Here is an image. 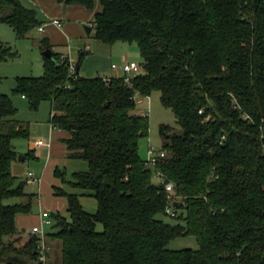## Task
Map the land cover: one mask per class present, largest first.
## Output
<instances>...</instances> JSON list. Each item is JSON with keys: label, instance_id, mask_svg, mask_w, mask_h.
<instances>
[{"label": "trees", "instance_id": "trees-1", "mask_svg": "<svg viewBox=\"0 0 264 264\" xmlns=\"http://www.w3.org/2000/svg\"><path fill=\"white\" fill-rule=\"evenodd\" d=\"M57 1L96 11L95 39L108 47L136 43L143 63L129 83L123 75L88 78L80 68L89 52L80 50L71 74L69 58L42 38L44 74L15 80L13 94L32 110L50 103V123L70 136L69 157L89 165L71 179L55 172L77 192L55 187L68 216L51 215L49 264H264V0ZM0 23L19 39L43 25L20 0H0ZM15 56L0 40V61ZM1 84L0 264H35L40 237L16 226L35 196L25 190L30 178L13 173L15 141H28L30 129ZM154 92L182 131L160 127L166 155L151 163L139 152L149 116L137 109ZM84 196L97 201L95 213L83 208ZM15 198L27 201L5 204ZM169 207L176 224L163 220ZM187 236L197 250L167 248Z\"/></svg>", "mask_w": 264, "mask_h": 264}, {"label": "rangeland", "instance_id": "rangeland-1", "mask_svg": "<svg viewBox=\"0 0 264 264\" xmlns=\"http://www.w3.org/2000/svg\"><path fill=\"white\" fill-rule=\"evenodd\" d=\"M26 7L33 8L38 12L39 19L43 18V13L40 7L33 5L29 0H20ZM44 37V32L38 31L35 29L31 31L26 38L19 39L16 37L13 29L3 23H0V40L12 48V51L16 53L17 56L8 59L6 61H0V78H2L1 84V92L4 94H8L12 97L13 102L18 110V118L29 124L30 126V137L33 130V126L40 123H48V114L50 110V104L48 102H44L40 105L38 110H32L29 106L27 100L22 99V97L13 94V88L15 87V80L17 77H41L44 74V62L42 49L40 47V40ZM86 44L89 55L84 59L82 65L90 66L89 71L84 74V77L92 78L103 75L100 73H96V64L95 60H89L97 50L101 47L108 46L103 45L99 41H97L94 37V34L86 37L83 40H73V54L75 58H77V51L80 52L79 45ZM54 50L59 51V48H55ZM68 51V50H67ZM84 51V50H83ZM56 52V51H55ZM108 58V59H107ZM106 59L103 60V63L111 66L115 64L117 66V70L113 72V74L122 73V66L127 62H135L138 65L142 66L143 59L141 57L138 45L136 43L128 44V43H117L111 48V54L108 55ZM74 60V59H73ZM78 62V61H77ZM94 65V66H93ZM89 74V75H88ZM101 74V75H100ZM160 92H154L148 98H142V103L138 105L137 112L142 114H148L150 121V134L147 139H142L139 145V152L143 159L149 160L148 150L150 146H153L158 151H162L164 144V137L160 133V127L162 125L170 126L172 128V133H181V128L178 126L176 118L173 112L167 108H165L161 104L160 100ZM47 120V121H45ZM27 142L22 140H16L15 144L19 146V150L22 149V145H25ZM40 163V162H38ZM40 168L41 165L36 163H31L29 165L23 164H14L13 173L14 175L22 178L24 175L31 173L33 176L34 172ZM155 182H160L159 177L154 178ZM31 185L26 187V191L29 194L36 191V185ZM35 186V187H34ZM50 189H52L50 187ZM43 200L35 198L32 204V213L37 214L42 210V208L49 209L54 212V214L60 213L61 215L66 214L65 208H60V212L56 211L52 204V196L43 194ZM22 198L9 199L5 201L7 205H13L16 203H20ZM27 201V200H22ZM55 201V200H54ZM163 220L170 223L176 224L177 219L172 218L170 216L163 217ZM54 221V220H53ZM31 229H27L26 235L29 234ZM46 232L51 233L55 230L53 226H47L45 228ZM170 250H183V249H193L197 250L199 248L198 242L195 237L187 236V237H179L170 242L167 247ZM53 252L52 256L55 260H59L61 257V244L56 241L53 243Z\"/></svg>", "mask_w": 264, "mask_h": 264}, {"label": "crops", "instance_id": "crops-1", "mask_svg": "<svg viewBox=\"0 0 264 264\" xmlns=\"http://www.w3.org/2000/svg\"><path fill=\"white\" fill-rule=\"evenodd\" d=\"M29 1L33 3V5L40 7L43 13V18L41 19V21L43 22L42 26H44L45 29L44 37L48 39L49 43L53 48V52L56 51L55 53H58L63 57L70 56L72 59H74L77 62L79 57V51L76 52L77 58H75L73 54L72 41L75 39H77L78 41L83 40L86 37L94 34L93 29L91 34H88L87 31L85 30V26H89L92 28V23L94 21L96 11H89L86 8L80 6H66L64 4L58 3L57 0H29ZM53 20L61 21L62 27H58L52 24L51 21ZM55 48H59L60 50L59 51L54 50ZM111 48L100 47L99 50H97V52L95 53V55H93L91 59L89 58V60L94 59L96 62V64H94L96 67L95 72L96 73L101 72V74L105 78L119 77L123 75V73L113 74V72L117 70V68L113 69V65L115 64L109 66V64L106 65L103 63V60L106 59L108 55L111 54ZM79 49L88 51L87 45L84 43L79 45ZM89 67H91V65L84 66L81 64L80 74L84 76V74H86L89 71ZM50 112H51V105L48 114V123L45 124L38 122V124L34 125L31 133V137H29V140L26 141L27 143L25 145H22L21 150H19L18 144L16 145L18 152L20 153V156L24 157V159L22 161H19L18 163L23 164V166L26 164L29 165L33 162L41 165V167L40 168L38 167L36 172H34L35 178L39 179L40 182L37 184L32 183V185H36V191L32 192V195H34L35 198L41 200H43V196H42L43 194L51 195L52 204L55 203L53 204V206H55L54 209L60 212L59 210L60 208L62 209L65 208L66 214L63 216L67 217L68 216L67 199L63 196L57 195L55 191V187L64 188L68 192H77V191L72 189L70 186L63 184L60 179L56 178L55 172L56 170L65 171L67 173V178L71 179L74 173L88 171L89 165L86 161H83L81 159H73L69 157V151L67 149L65 140H67L70 136L67 132L55 128L50 123ZM28 152H32L36 158L32 160H26L25 155ZM29 174L31 173L24 175L22 179L26 180V178L29 177ZM29 185L31 184L27 183L26 187ZM50 187L52 189H50ZM26 193L28 192L26 191ZM22 200H27V199L22 198ZM22 200L21 202L25 203V201ZM81 202L83 208L87 212L95 213L97 211L98 208L97 201L93 197L84 196L82 197ZM43 212H48L51 215L54 214V212L44 207L37 214H33L32 211L30 214H20L16 218L17 229L20 230L22 233H24V235H26L27 229L29 228L31 230L28 235H30L34 227H38L42 224Z\"/></svg>", "mask_w": 264, "mask_h": 264}, {"label": "built area", "instance_id": "built-area-1", "mask_svg": "<svg viewBox=\"0 0 264 264\" xmlns=\"http://www.w3.org/2000/svg\"><path fill=\"white\" fill-rule=\"evenodd\" d=\"M52 24L58 26V27H62V22L59 20H53L51 21ZM40 32H44V26L39 28ZM69 58V67H70V71L71 74H74L76 72V68H77V62L75 60H73L70 56H65L63 58ZM117 66L113 65V69H116ZM140 65H138L135 62H125L122 66V73L123 76H125V81L127 83H129L131 81V79L137 75L140 71ZM165 153L164 152H160L157 151L153 146L149 147L148 150V156H149V161L151 163H155L156 159L158 157H165ZM161 180V182H165L164 179L161 176H158ZM29 183H33V184H37L39 183V179L35 178V176H33V174H29ZM166 187V191L169 193L170 198H172L171 194L173 193L174 187L173 184L168 183L165 184ZM167 213L169 215H171V217L175 216V210L172 207H169L167 209ZM52 219H51V214L48 212H43L42 213V224L38 227H34L33 230L31 231V235H35V236H39L40 237V243L38 244V251H39V255H38V259L36 261L35 264H49V258L48 255L46 253L47 250V245H46V235L47 232L45 230V228L47 226H51L52 225Z\"/></svg>", "mask_w": 264, "mask_h": 264}, {"label": "water", "instance_id": "water-1", "mask_svg": "<svg viewBox=\"0 0 264 264\" xmlns=\"http://www.w3.org/2000/svg\"><path fill=\"white\" fill-rule=\"evenodd\" d=\"M10 1H15V0H10ZM85 30L87 31L88 34H91V32H92V28L89 27V26H85ZM44 55L46 57H50L52 55V51L51 50H47V51H45ZM79 65H80V61L77 62L76 72L79 71ZM23 159H24L23 156L19 157V161H22ZM168 183H169V181L167 180L166 184H168Z\"/></svg>", "mask_w": 264, "mask_h": 264}, {"label": "bare ground", "instance_id": "bare-ground-1", "mask_svg": "<svg viewBox=\"0 0 264 264\" xmlns=\"http://www.w3.org/2000/svg\"><path fill=\"white\" fill-rule=\"evenodd\" d=\"M160 152H164V151H160ZM165 153V152H164Z\"/></svg>", "mask_w": 264, "mask_h": 264}]
</instances>
